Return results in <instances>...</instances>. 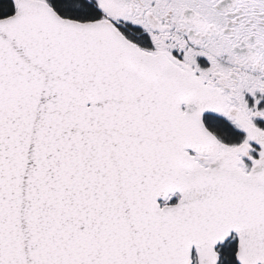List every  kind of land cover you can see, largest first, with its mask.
I'll list each match as a JSON object with an SVG mask.
<instances>
[{"label": "snow or ice", "instance_id": "obj_1", "mask_svg": "<svg viewBox=\"0 0 264 264\" xmlns=\"http://www.w3.org/2000/svg\"><path fill=\"white\" fill-rule=\"evenodd\" d=\"M0 264H264V0H0Z\"/></svg>", "mask_w": 264, "mask_h": 264}]
</instances>
